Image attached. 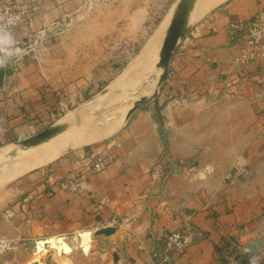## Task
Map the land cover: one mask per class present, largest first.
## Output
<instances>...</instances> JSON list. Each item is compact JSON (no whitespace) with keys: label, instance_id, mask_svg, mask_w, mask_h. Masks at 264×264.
I'll list each match as a JSON object with an SVG mask.
<instances>
[{"label":"crops","instance_id":"obj_1","mask_svg":"<svg viewBox=\"0 0 264 264\" xmlns=\"http://www.w3.org/2000/svg\"><path fill=\"white\" fill-rule=\"evenodd\" d=\"M84 3L17 0L28 20L6 40L0 149L78 110L98 86L100 77L86 76L74 57L78 40L58 31ZM262 11L264 0H225L196 21L175 50L158 97L163 137L155 106L147 112L144 106L115 134L79 144L50 166L22 175L13 185L18 198L6 212L59 236L113 226L115 233L99 241L118 256L117 264H219L236 252L264 215V56L238 61L236 38L243 31L231 25H246ZM239 138L245 143L232 173L215 187L204 188L196 175L181 172V159L203 143L210 140L211 153L236 152ZM99 160L105 168L91 173ZM239 167L247 175H238ZM74 174L87 180L86 193L58 188L59 180ZM176 231L193 236L180 252L167 248L166 238Z\"/></svg>","mask_w":264,"mask_h":264},{"label":"rangeland","instance_id":"obj_2","mask_svg":"<svg viewBox=\"0 0 264 264\" xmlns=\"http://www.w3.org/2000/svg\"><path fill=\"white\" fill-rule=\"evenodd\" d=\"M174 2L175 0H85L83 7L76 14L66 18L58 26L59 32L78 40L74 57L80 67L86 68V76L96 74L100 77L98 86L92 90L91 94L86 95V100L120 78L123 83L118 90L108 94L110 98L102 102L108 96L106 95L102 101L100 100L90 116L67 134L68 142L74 138L76 147L82 143L85 145L83 137L87 138L91 131L93 132L92 128L96 129L103 122H107L110 116L122 115L137 99L153 92L157 74L152 77L151 75L143 77L142 74L127 77L123 75L127 66L135 60L149 38L159 34L167 24ZM142 79L143 82L140 81ZM162 86L156 93V99L161 95ZM156 99L145 106V108L149 107L144 112L152 109ZM77 109L75 110L77 112L72 113L74 116L83 110L81 106ZM127 121L124 116L123 121H120L107 137L115 134ZM241 140L239 138V141H235L236 152L211 153L208 150L211 145L210 140L208 143H203L198 153L191 154L190 158L181 159V165L185 167L181 172L185 170L187 176L196 175L204 188L214 186L218 178L230 174L235 158L241 154L238 150L245 143ZM93 142L96 141L86 142V144ZM56 147V149L60 148L58 145ZM65 156H60L58 152L48 164L29 171L48 167ZM3 164L6 163L3 162L0 167ZM10 165L11 170L6 176L14 171L16 161L11 162ZM172 172L179 173L176 169ZM22 175L3 184L0 183V264H25L35 256L38 244L50 237L61 239L62 250L56 253L48 244L41 243L40 246L46 250L41 264H113L110 246L103 245V241H99V237H94L92 231H90V251L85 253L78 246V233L59 236L36 231L30 223L21 220L19 214L9 215L6 212L7 205L10 202L13 204L18 198V195L13 192L16 189L13 185ZM251 233L246 243L248 245L245 242L238 245L241 249L248 251L239 254L238 249H235L236 252L231 255L238 256L242 264H264V215L258 218L255 227L251 228Z\"/></svg>","mask_w":264,"mask_h":264},{"label":"water","instance_id":"obj_3","mask_svg":"<svg viewBox=\"0 0 264 264\" xmlns=\"http://www.w3.org/2000/svg\"><path fill=\"white\" fill-rule=\"evenodd\" d=\"M199 0H175L169 21L165 27L163 37L160 46L157 51V62L154 66L156 71H160L156 80V85L154 90L149 95H144L137 99L133 105L128 109L125 115L127 120L134 114V112L140 110L144 106L148 105L152 100L156 99L158 89L164 83L168 72L170 63L175 50L177 49L180 42H182L195 25L197 20H193L194 10ZM4 48L0 46V61H3L2 66H0V89L2 88L3 78L5 75V63H4ZM155 76L154 74L151 75ZM143 82L144 80H140ZM123 83L121 79L117 82L107 85L87 100H85L81 107V110L76 116H68L58 119L41 131L33 134L27 138L15 140L8 145V151L2 156V161L6 163L0 167V180L4 178L11 170L10 163L20 154L32 150L40 145L48 144L52 142L57 137L67 134L78 127L81 122L86 120L90 116V113L96 107V105L102 100L106 95L118 90ZM75 139L69 140L68 144L60 151V156L67 155L72 152L75 148ZM116 231L113 226L102 227L93 232L94 237L103 236L108 238L112 236ZM113 264H117L118 256L116 254L112 255ZM36 264V263H34Z\"/></svg>","mask_w":264,"mask_h":264},{"label":"bare ground","instance_id":"obj_4","mask_svg":"<svg viewBox=\"0 0 264 264\" xmlns=\"http://www.w3.org/2000/svg\"><path fill=\"white\" fill-rule=\"evenodd\" d=\"M224 1L225 0H199L194 10L193 20H198L206 12L218 6ZM166 25L167 24L164 25L163 29L160 31L159 34H155L154 36L149 38L148 42L145 43L146 45L136 55L135 60H133L125 69V72L123 75L124 77L140 75V74H142L143 77H146L147 75H152V74L159 75L160 71H156L154 69V66L158 60L157 51L160 46ZM108 98H110V95L106 96L103 99V101L102 100L101 101L104 102L105 99H108ZM126 112L127 111L122 113V115L120 114L119 116H115V115L110 116V119L107 122H103V124H101L98 127L96 126L97 127L96 129L95 127L94 129L92 128L93 132L91 131V134H89V136L85 138L84 141L85 142L97 141V140H101L107 137L108 135H110V133L117 126V124L120 121H123V118ZM70 117H74V114L70 115ZM67 134L57 137L56 139H54L52 142L48 144H43L25 153H20L12 161V163L16 161L14 171H12V173L9 174L8 176H5L4 178H2L0 180V183L3 184L7 182L8 180L18 177L29 170H32L39 166L48 164L55 157V155H57L58 152L60 153V151L68 144ZM56 145L60 146V148L56 149L57 148ZM7 151H8V147L0 149V164L3 163L1 159H2V156ZM78 240H79L78 241L79 248H81L85 253L89 252L90 243H91V232L88 230L79 232ZM41 243L48 244L52 249L56 251V253H60V251L62 250L61 239L56 238V237H50L38 244V246L36 247L35 256L30 261H27L25 264H34V263L41 264L42 258L44 254L46 253L45 248L43 249L40 246L42 245Z\"/></svg>","mask_w":264,"mask_h":264},{"label":"built area","instance_id":"obj_5","mask_svg":"<svg viewBox=\"0 0 264 264\" xmlns=\"http://www.w3.org/2000/svg\"><path fill=\"white\" fill-rule=\"evenodd\" d=\"M28 13L19 8L17 0H0V46L6 51V40L8 36L20 26L26 24ZM232 29L243 31V34L230 37L231 40L236 38L239 47L238 61L249 63L261 59L264 56V11L257 13L246 25H231ZM26 51L25 53H27ZM16 56L8 54V59L13 60ZM105 164L102 160L94 162L91 166V173L102 171ZM236 173L240 176L247 175L246 168L239 167ZM57 186L61 190L80 195L88 191V183L85 178L74 174L65 177L57 182ZM115 222V221H113ZM167 248L176 251L185 250L193 242V236L189 232L176 231L171 233L167 238ZM239 254H244L248 250L239 246L236 247ZM167 258H164L166 261ZM221 264H242L240 259L234 255L226 254Z\"/></svg>","mask_w":264,"mask_h":264},{"label":"trees","instance_id":"obj_6","mask_svg":"<svg viewBox=\"0 0 264 264\" xmlns=\"http://www.w3.org/2000/svg\"><path fill=\"white\" fill-rule=\"evenodd\" d=\"M159 99H156L154 101V106H155V113H154V120L157 125V130L160 134V136L163 137V122H162V115H161V110L163 108V103H159ZM238 257V256H236Z\"/></svg>","mask_w":264,"mask_h":264},{"label":"clouds","instance_id":"obj_7","mask_svg":"<svg viewBox=\"0 0 264 264\" xmlns=\"http://www.w3.org/2000/svg\"><path fill=\"white\" fill-rule=\"evenodd\" d=\"M2 64H3V61H0V66H2Z\"/></svg>","mask_w":264,"mask_h":264}]
</instances>
